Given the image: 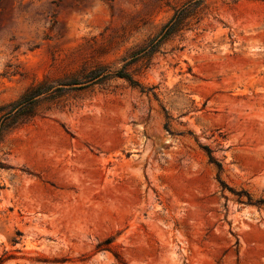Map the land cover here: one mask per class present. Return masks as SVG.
Instances as JSON below:
<instances>
[{"label": "rangeland", "instance_id": "1", "mask_svg": "<svg viewBox=\"0 0 264 264\" xmlns=\"http://www.w3.org/2000/svg\"><path fill=\"white\" fill-rule=\"evenodd\" d=\"M195 1L0 0V106L188 5L143 91L63 86L0 137V264H264V0Z\"/></svg>", "mask_w": 264, "mask_h": 264}, {"label": "trees", "instance_id": "2", "mask_svg": "<svg viewBox=\"0 0 264 264\" xmlns=\"http://www.w3.org/2000/svg\"><path fill=\"white\" fill-rule=\"evenodd\" d=\"M201 0H196L199 3ZM188 6L187 4H185ZM185 5L174 10L170 19L162 26L161 30L154 37L148 39L141 46L131 51L124 59V64L118 69H112L108 65H95L89 69L82 68L77 73H73L58 88H53L47 82H38L31 85L27 91L16 101L7 105L0 106V137L7 132L15 119L28 120L32 115V105L36 102L39 96H45V100H51L58 95L63 86H78V89L84 88L94 83H102L112 78H121L129 83L132 87H137L143 91L141 83L133 77L129 68L138 62H149L152 55L158 51L165 40L178 32L184 19L186 18L187 8ZM209 161L213 163L218 171H221V163L212 155V150L208 146H203ZM241 196H239L240 198ZM249 197V196H248ZM250 201V198H248ZM260 202H263L260 200Z\"/></svg>", "mask_w": 264, "mask_h": 264}]
</instances>
